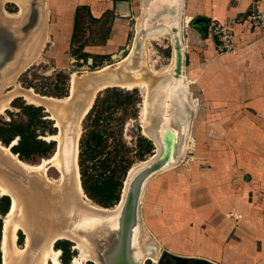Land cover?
Masks as SVG:
<instances>
[{
  "label": "rangeland",
  "instance_id": "1",
  "mask_svg": "<svg viewBox=\"0 0 264 264\" xmlns=\"http://www.w3.org/2000/svg\"><path fill=\"white\" fill-rule=\"evenodd\" d=\"M98 1L109 3L110 8L94 21L86 5H75L69 29L64 26L65 17L69 15L65 11L72 4L64 0L47 1L45 39L40 40L28 64L4 89L3 96L10 94L6 95L7 108L0 114V130L3 132L12 122H20L25 126V133L35 140L33 148L25 147L29 152L26 159H21L23 161L36 163L51 155L57 141L50 136L58 133L53 111L44 104L27 101L23 91H30L28 96L69 97L77 80L103 66L116 68L115 64L121 65L131 52L136 18L142 10L141 0ZM233 4H236L233 0L185 2L184 74L191 81L186 86L196 99V106L188 146L182 157L173 167L153 176L146 185L140 204L141 221L162 257L160 261L148 258L143 264H183L184 259L189 260L188 264H210L202 256L208 253L215 213H225L231 208L241 212L243 204L245 210L250 207L264 212V185L260 183L264 174L257 175L254 171L259 170L258 166L264 169V121L249 119L243 100L246 94L243 89L249 78L242 79L241 74L234 76V59L231 58L242 56V50L251 39L262 36L264 24L260 26L258 21H264V0H255L253 5L242 7L243 10L239 8L241 11L230 15L236 7ZM2 7L10 13L17 10L11 2H4ZM216 14L223 15V19H215ZM194 16L206 18L197 23V29L188 23ZM154 37L156 39L149 38L147 46L143 44L142 65L151 71H160L156 74L159 75L173 61L172 48L169 38ZM132 76L135 80L142 78L139 72ZM105 87L97 92L94 89L96 93L89 108L76 126L79 131L77 162L82 159L81 167L97 180L112 175L120 181L121 191L127 171L148 159L154 146L142 135L147 108L143 105L141 90ZM141 109L146 111L145 120H142ZM28 115H33L31 120ZM2 137L5 138L3 134ZM18 139L14 135L7 144L3 139L0 143L14 152ZM87 154L94 157L85 158ZM46 174L51 178L59 176L52 166L47 167ZM4 215H0V239ZM17 231L15 243L21 248L25 236L21 230L19 234ZM69 252L68 264L87 261L73 242ZM60 254L58 249V264Z\"/></svg>",
  "mask_w": 264,
  "mask_h": 264
},
{
  "label": "water",
  "instance_id": "2",
  "mask_svg": "<svg viewBox=\"0 0 264 264\" xmlns=\"http://www.w3.org/2000/svg\"><path fill=\"white\" fill-rule=\"evenodd\" d=\"M21 2H23V8L14 18L4 16L0 6V88L6 72H16L32 53L45 23L46 0H21ZM185 2L186 0H145L143 3L141 28L134 37L131 60L139 58L138 49L147 29L165 27L170 38L173 62L170 73L161 79L155 104L151 100L152 92L149 96L147 111L149 139H147L154 146L153 153L127 180L123 194L121 195V192L119 194V208L115 215L106 214L107 212L96 208L86 209L80 203L77 204L75 199L73 204H68L65 198L59 200L48 185H44L35 176L11 165L0 156V174L6 177L13 187L21 186L28 194L38 197L42 207L46 208L44 221L42 219L36 221V226L42 223L40 228L44 227L46 231L56 226L60 231L68 232L72 237L85 241L95 258L94 261H87L93 264H143L148 259L145 253L149 251L146 252L137 241V233L139 234L140 227H143L140 200L153 174L178 163V159L185 151L182 144L187 140L186 134H189L193 116L187 96L184 100L181 98L178 105L172 103L173 91L178 89L177 83L184 79L182 16ZM112 58H115V55ZM119 75V72L103 71L89 76L81 86L75 89V94L73 93L69 102L70 114L64 122L61 120L63 131L59 151L65 166L70 162L72 154V132L77 122L79 103L89 93L90 87L104 81L118 82ZM157 83H153L154 87ZM78 206L84 208L76 213ZM52 216L63 220L65 225L50 224ZM84 216H89V220H82ZM57 239H66L71 242L67 238ZM40 241V235H35L34 231L31 243L26 249L28 257L35 254ZM27 256L26 258L24 256L22 260L26 261ZM161 257L160 254L158 261Z\"/></svg>",
  "mask_w": 264,
  "mask_h": 264
},
{
  "label": "bare ground",
  "instance_id": "3",
  "mask_svg": "<svg viewBox=\"0 0 264 264\" xmlns=\"http://www.w3.org/2000/svg\"><path fill=\"white\" fill-rule=\"evenodd\" d=\"M45 4V23L43 25V29L41 31V36L38 41L44 40L45 35H46V12H47V2ZM145 0H141V14H140V22L138 26H134V32L135 35L139 32L141 28V21H142V12H143V3ZM4 2H11L14 3L18 11L16 13H10L7 12L3 7L2 4ZM21 0H0V6L2 8L1 12L3 13L4 16L8 17H17V15L21 12L23 6H22ZM183 19V29H184V19L185 15L183 14L182 16ZM166 31L165 27H159V28H153V29H147L145 33L143 34V37L141 39V44L138 49V55L139 58L135 59L134 61L131 60L130 56L132 55L133 49H134V37H133V44H132V49L129 55L127 56V60L123 62L121 65L118 62L116 65L117 70H114L112 68H107L106 66L102 67L101 69L97 70V72L90 73L85 77L80 78L75 82L74 85V90L70 94L69 97H64V98H50V97H41L37 96L36 94H32V96H28V93L31 94L30 91L27 90L23 91L22 94L26 98L27 101L34 103V104H44L47 106L48 109H51L53 111V116L55 117V126L57 128V134L51 135L50 138L56 139V149L55 152L50 156L49 158H44L42 159L39 163L37 164H32L25 162L21 159L18 158V156L10 150L9 146L2 145L0 143V156L3 157L7 162H9L11 165L16 166L17 168L22 169L28 174H31L35 176L38 180H40L44 185H48L51 190L54 192L55 196L59 198V200L66 199L68 200V204L72 203L73 204V199L77 201V204L80 203V205L84 206L86 209L92 210L93 208H96L97 210L107 212L106 214L110 215H115L116 212L118 211L119 208V203L115 204L114 207H102L98 206L94 203L91 202V200L84 195L83 190L81 185L79 184L80 179H79V172H78V165H77V141H78V136H79V131L76 130V126L78 122H81L82 116L85 114L87 109L89 108V105L92 101V97L94 96V93H96L98 90L101 88H107L111 86L115 87H120V88H126V89H132L134 87L138 88L141 90L142 96H143V104L145 109L147 108L148 111V104H149V96L152 92V102L155 104V96L158 94V88H160V82L161 79L165 76H167L170 73L172 63L170 64L169 68L162 74H158L160 71H151L149 68L147 69L142 65V50H143V44L144 42L146 43L150 39H154L157 34L155 35H148L149 32L152 31ZM159 33V32H158ZM168 33V32H167ZM165 35V34H164ZM148 36V37H147ZM166 36V35H165ZM168 36V35H167ZM147 37V38H146ZM151 37V38H150ZM150 38V39H149ZM156 39V38H155ZM33 48L32 53L28 56L27 60L24 62L21 67L13 73H7L5 74L2 86L0 88V114L3 113V111L7 108L8 105V96L10 93H7L4 96L2 95L4 93V89L8 85V81L11 79L16 78L17 74L21 72L24 67L28 64L30 61L32 55L34 54V51L38 45ZM42 43V42H41ZM185 46V38H183V47ZM148 50V49H145ZM125 56V55H124ZM123 57V56H122ZM120 57V58H122ZM117 59L116 61H118ZM125 59H122L121 61H124ZM115 61V62H116ZM113 62V63H115ZM173 62V61H172ZM112 63V64H113ZM149 66V65H148ZM166 68V67H165ZM113 71V72H119V79L120 81L118 82H111V81H104L103 83H99L96 86L90 87L89 88V93L84 96L83 100L79 103V113L77 117V122L75 123L73 127V145H72V154L70 158V162L68 165H64L62 161V156L59 151L61 139H62V134L61 132L63 131V126H61V120L63 122L67 118V116L70 114L69 108H70V101H71V96L73 93L75 94V89L78 86H81L83 84V81L89 78L91 75H97L102 73L103 71ZM139 72L142 74V78L138 77L133 79L132 74ZM135 75V74H134ZM139 76V74H138ZM151 78V79H150ZM133 79V80H132ZM135 80V81H134ZM156 87H154L153 83H156ZM115 84V85H113ZM188 84V78L184 74V79L182 82L177 83V90H174L173 92V97H172V103L173 104H180V99L182 98L184 100V97L187 96L188 98V105H190L191 109L194 110V106L192 103V96L190 92L187 90V85ZM96 88V89H95ZM95 89V91H94ZM30 90V89H29ZM5 98V100L3 99ZM23 97V98H24ZM147 103V104H146ZM73 105V104H72ZM143 107V108H144ZM179 107V106H178ZM142 110V109H141ZM144 110V109H143ZM141 113L142 120H145V110ZM47 111V110H45ZM147 113L146 112V124L144 126V131L142 130V122H141V130L143 132V135L146 136L149 139V132H148V119H147ZM84 117V116H83ZM53 118V117H52ZM79 125V124H78ZM187 140L184 141L182 144L183 150L187 149L188 142H189V134H186ZM151 155L149 156V158ZM182 156H180L181 158ZM179 158V159H180ZM178 159V160H179ZM147 160V159H146ZM146 160L141 161L137 165H133L130 167V169L127 171L126 177L123 181V186L121 190V195L123 194L125 190V185L127 184V180L130 178V176L137 170L140 166H142ZM52 166L57 170L59 173V176L56 178H51L48 177L46 174L47 167ZM68 167V169H67ZM159 173V172H158ZM157 173L153 174L155 176ZM152 176V177H153ZM150 181V180H149ZM148 181V182H149ZM8 195L10 199V206L8 209V212L4 215L3 217V224H2V235L0 239V252H1V263L0 264H47L48 261H50L52 264H58V259H57V252L58 249H55L53 244L57 238H67L71 240V242L74 243L75 248L79 250L80 256L85 259V260H95L92 251L90 250V247L85 241H82L78 238H74L71 236L70 233L65 232V231H60L56 226H53L50 228L48 231H46V228H40L41 225L36 226V221H44L43 218L45 217V214L47 212L45 207H42L41 205V200L33 196L31 193L28 194V192L21 186L13 187L8 179L4 177L3 175L0 174V195ZM143 196L140 201H142ZM141 203V202H140ZM78 210L76 209V213H79V210H81L84 207L78 206ZM89 216H84L81 219L82 220H89ZM50 224H62L63 220H58L56 216L51 217ZM62 225H65L64 223ZM21 230L25 236V244L23 247L18 248L16 243H15V237H16V231ZM35 231V235L39 234L41 237V241L39 243L38 249L36 250L35 254L31 256H27L28 252L26 253V249L31 243V240L33 238V234ZM146 228L140 227V233H137L138 236V244L144 250H146L145 253L148 255V258L152 259H158L160 256V253L158 254V248L156 245V242L148 235L146 232ZM27 256V260L23 261L22 258ZM194 256H192L193 258ZM189 258V257H188ZM195 259L198 257H194ZM75 259V258H74ZM189 260H184L183 264H188ZM144 263V262H143Z\"/></svg>",
  "mask_w": 264,
  "mask_h": 264
},
{
  "label": "crops",
  "instance_id": "4",
  "mask_svg": "<svg viewBox=\"0 0 264 264\" xmlns=\"http://www.w3.org/2000/svg\"><path fill=\"white\" fill-rule=\"evenodd\" d=\"M67 1L68 4H72V7L69 10L67 8L65 11L69 14L64 20V26L67 29H69L71 23L72 9L77 4L86 5L89 15L93 18L99 17L102 12L110 8L109 3L104 4V2H99L98 0H64V3ZM233 1L236 3L233 4L236 7H234V11L230 15L241 11L238 10L239 8H246L249 4L253 5L255 2V0ZM53 2H56V0H53ZM256 2L258 3V1ZM239 5L242 6L239 7ZM17 11L18 8L13 13ZM222 16L213 15L219 21L223 19ZM136 20L135 26H138L140 15L137 16ZM155 34H157L156 37L166 35L165 37L169 38L165 30L148 33V35ZM252 39L250 44L242 50V56H231L234 59L232 71L235 77L241 74L242 79L249 78L246 88L243 89L246 92L243 100L249 114L252 116L249 115V119L256 118L257 121L262 122L264 121V32L262 36ZM131 47L130 49H132ZM238 68L241 71L238 72ZM190 82L188 79V83ZM192 103L195 109L196 99L192 98ZM258 167L259 170H254L256 174H264V169L260 166ZM260 183L264 185V180L260 181ZM243 205L240 206L241 212L236 208H231L229 209L231 212L215 213V221L210 228L211 240L208 253L202 256L203 259L212 262V264H264V212L253 211L250 207L245 210ZM194 257L202 258L196 255Z\"/></svg>",
  "mask_w": 264,
  "mask_h": 264
},
{
  "label": "trees",
  "instance_id": "5",
  "mask_svg": "<svg viewBox=\"0 0 264 264\" xmlns=\"http://www.w3.org/2000/svg\"><path fill=\"white\" fill-rule=\"evenodd\" d=\"M74 18L77 19L76 13ZM92 19L96 21L98 18H91V20ZM205 20L206 18L203 16H194L189 20L188 23L191 27L197 29V23L203 22ZM113 94H115L116 96V93L113 92ZM32 116L33 115H28L29 120H31ZM3 132L0 130V139H3L4 144H7L9 140H11L12 136L14 135L18 136L19 139L17 144L15 145L14 153L17 154L19 159H26L28 157L27 153L29 152V150L27 148L26 150L27 152H26L25 147L31 146L29 148H33V144L35 143V140L30 134L25 133L24 124L20 122L19 123L12 122L11 124H9L8 128L3 130ZM2 134L4 135L5 138L2 137ZM12 141L13 139L11 140V142ZM55 146H56V142H55ZM54 152H55V147L52 154ZM52 154L46 158H49L50 156H52ZM93 154H87L85 158L87 157L91 159L92 157H94ZM42 159L44 158H41L38 162L32 164H37ZM81 162L82 159L78 160L77 165H79L80 185L82 187L84 194L94 203L102 207L113 206L118 201L119 194L121 192L120 181L114 179L112 175H108L97 180L94 176L86 173L85 169L81 167ZM8 206H10V199L8 198V196L0 195V215L6 214V212L8 211L7 209H9ZM18 231L17 233L19 234ZM69 245H71V242L66 239H58L53 244L54 248H58L60 250L61 253L59 256L60 264H68L69 262V259L71 257V254L69 252ZM0 262H1V252H0ZM84 264H93V263L90 261H85Z\"/></svg>",
  "mask_w": 264,
  "mask_h": 264
},
{
  "label": "built area",
  "instance_id": "6",
  "mask_svg": "<svg viewBox=\"0 0 264 264\" xmlns=\"http://www.w3.org/2000/svg\"><path fill=\"white\" fill-rule=\"evenodd\" d=\"M258 24H259L260 26H263V24H264L263 19H260V20L258 21Z\"/></svg>",
  "mask_w": 264,
  "mask_h": 264
},
{
  "label": "flooded vegetation",
  "instance_id": "7",
  "mask_svg": "<svg viewBox=\"0 0 264 264\" xmlns=\"http://www.w3.org/2000/svg\"><path fill=\"white\" fill-rule=\"evenodd\" d=\"M141 133H142V130H141ZM143 135V134H142ZM158 261V260H157ZM208 263H210V264H212V262H209V261H207Z\"/></svg>",
  "mask_w": 264,
  "mask_h": 264
}]
</instances>
